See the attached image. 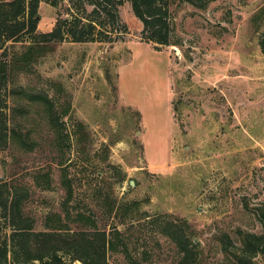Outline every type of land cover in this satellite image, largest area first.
Wrapping results in <instances>:
<instances>
[{
    "label": "rangeland",
    "instance_id": "1",
    "mask_svg": "<svg viewBox=\"0 0 264 264\" xmlns=\"http://www.w3.org/2000/svg\"><path fill=\"white\" fill-rule=\"evenodd\" d=\"M169 1L178 46L142 41L125 2L129 31L114 43L68 40L27 67L12 61L29 42L0 48L11 136L0 187L21 198L34 231L105 232L110 264H177L170 237L182 223L199 264H235V251L236 264H264L241 243L264 237V0ZM65 13L42 3L38 31ZM135 201L139 210L126 212Z\"/></svg>",
    "mask_w": 264,
    "mask_h": 264
},
{
    "label": "trees",
    "instance_id": "2",
    "mask_svg": "<svg viewBox=\"0 0 264 264\" xmlns=\"http://www.w3.org/2000/svg\"><path fill=\"white\" fill-rule=\"evenodd\" d=\"M180 1L199 6L195 0ZM125 2L130 3L134 16L143 25L142 41L154 44L156 50L178 46L174 41L169 0H0V48L11 41L29 42V49L22 59L15 56L12 61V65L21 62L23 67H27L37 63L51 46L68 40L76 44L114 43L129 31L120 17V8ZM42 3L56 9L65 8V14L70 18L58 14L54 29L49 33H40L39 9ZM260 46L264 53V35ZM8 75V65L2 64L0 91L7 86ZM44 102L51 112L52 105L47 100ZM1 103L0 100V147H3L11 136L7 123L1 119ZM6 190L0 187V264H110L108 251L115 249V246L105 232L85 229L72 233H63L62 229L34 231L33 224L23 214L21 198L11 196ZM139 208V202L135 201L126 205L125 211L136 213ZM79 217L87 218L84 213H80ZM2 218L13 227L10 233H5L1 228ZM178 228V232L170 237L180 252L177 264H199L195 240L188 235L183 223ZM263 242L262 236L244 234L242 252L250 258L258 252L264 253L260 249ZM219 243L228 255L235 248L226 234L219 238ZM233 257L236 264V251ZM237 260L239 264H251L245 257H237Z\"/></svg>",
    "mask_w": 264,
    "mask_h": 264
},
{
    "label": "water",
    "instance_id": "3",
    "mask_svg": "<svg viewBox=\"0 0 264 264\" xmlns=\"http://www.w3.org/2000/svg\"><path fill=\"white\" fill-rule=\"evenodd\" d=\"M131 185L134 186V182H131Z\"/></svg>",
    "mask_w": 264,
    "mask_h": 264
}]
</instances>
